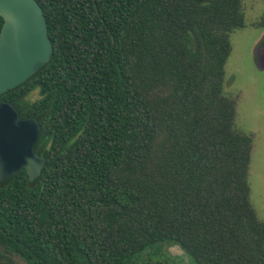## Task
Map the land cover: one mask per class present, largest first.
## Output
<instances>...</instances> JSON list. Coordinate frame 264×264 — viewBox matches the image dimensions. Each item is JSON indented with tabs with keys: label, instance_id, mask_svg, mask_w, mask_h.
I'll return each mask as SVG.
<instances>
[{
	"label": "trees",
	"instance_id": "16d2710c",
	"mask_svg": "<svg viewBox=\"0 0 264 264\" xmlns=\"http://www.w3.org/2000/svg\"><path fill=\"white\" fill-rule=\"evenodd\" d=\"M36 1L52 53L0 100L36 118L45 166L0 180L3 252L27 264H170L142 253L177 244L189 263L264 264L253 135L223 91L242 0Z\"/></svg>",
	"mask_w": 264,
	"mask_h": 264
},
{
	"label": "water",
	"instance_id": "95a60500",
	"mask_svg": "<svg viewBox=\"0 0 264 264\" xmlns=\"http://www.w3.org/2000/svg\"><path fill=\"white\" fill-rule=\"evenodd\" d=\"M0 95L37 72L52 53L43 11L36 0H0ZM257 51V67L264 69V39ZM40 125L34 117H20L9 101L0 100V180L25 169L36 178L45 159L34 151ZM177 254H185L174 246ZM172 254H176L173 250Z\"/></svg>",
	"mask_w": 264,
	"mask_h": 264
},
{
	"label": "rangeland",
	"instance_id": "374dc122",
	"mask_svg": "<svg viewBox=\"0 0 264 264\" xmlns=\"http://www.w3.org/2000/svg\"><path fill=\"white\" fill-rule=\"evenodd\" d=\"M245 26L230 35L231 51L226 60L223 91L236 100V125L253 135L248 181L250 200L258 218L264 221V69L257 67V47L264 36V0H242ZM38 97L37 90L26 99ZM176 244H160L145 250L142 257L162 258L170 264L189 263L177 254ZM176 254H172V251Z\"/></svg>",
	"mask_w": 264,
	"mask_h": 264
},
{
	"label": "flooded vegetation",
	"instance_id": "af4514ba",
	"mask_svg": "<svg viewBox=\"0 0 264 264\" xmlns=\"http://www.w3.org/2000/svg\"><path fill=\"white\" fill-rule=\"evenodd\" d=\"M0 252H3V249L0 248ZM3 256L5 258V263L7 264H27L21 257L17 254L10 253V252H3Z\"/></svg>",
	"mask_w": 264,
	"mask_h": 264
}]
</instances>
